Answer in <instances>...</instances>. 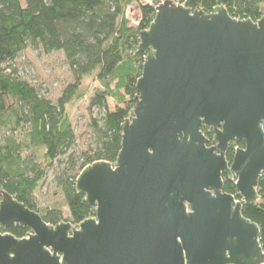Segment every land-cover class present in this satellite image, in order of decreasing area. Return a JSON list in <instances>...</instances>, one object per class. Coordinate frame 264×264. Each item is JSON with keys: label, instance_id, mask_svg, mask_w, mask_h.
<instances>
[{"label": "water", "instance_id": "1", "mask_svg": "<svg viewBox=\"0 0 264 264\" xmlns=\"http://www.w3.org/2000/svg\"><path fill=\"white\" fill-rule=\"evenodd\" d=\"M140 39L146 60L117 162L77 178L95 216L53 226L0 191V228L32 231H0V264H264L259 226L243 215L264 173V17L165 0Z\"/></svg>", "mask_w": 264, "mask_h": 264}, {"label": "trees", "instance_id": "2", "mask_svg": "<svg viewBox=\"0 0 264 264\" xmlns=\"http://www.w3.org/2000/svg\"><path fill=\"white\" fill-rule=\"evenodd\" d=\"M164 1L0 0V191L39 213L48 224H80L95 216L86 196L77 191V178L96 162H117L123 125L135 109L136 86L146 60V54L138 51L141 33L150 29L156 7ZM172 1L206 14L222 7L238 20L257 23L264 17V0ZM134 6L139 9L137 24L128 15ZM27 50L65 55L73 81L57 102L44 97L37 86L17 76V69L7 66ZM91 76L99 86L90 98L89 110L98 109L105 115L91 123L94 143L76 153L77 136L69 108L86 100L85 80ZM111 100L116 104L113 111L109 109ZM203 133L209 145H215L214 131L205 127ZM234 151L233 146L229 161ZM55 163L59 171L54 182L68 207V219L61 210L41 211L36 203V193ZM257 190L259 202L245 206L243 215L259 226L264 252V173ZM224 192L240 199L235 180L229 176L225 177ZM0 231L18 239L32 233L23 225Z\"/></svg>", "mask_w": 264, "mask_h": 264}, {"label": "rangeland", "instance_id": "3", "mask_svg": "<svg viewBox=\"0 0 264 264\" xmlns=\"http://www.w3.org/2000/svg\"><path fill=\"white\" fill-rule=\"evenodd\" d=\"M147 1L149 2V0ZM128 15L134 24H137L140 17L138 7H132ZM7 66H10L11 70L17 69V76L19 78L37 86L41 90V94L53 102H57L66 86L73 81L65 55L62 52L44 54L42 52L27 50L16 61L9 63ZM98 86L99 81L94 76L87 78L85 80V87L88 91L86 100L69 108L77 136L74 147L76 153L82 152L94 143L91 123L94 119L100 121L105 115L104 111L98 109L89 110L90 98ZM115 107V102L111 100L109 102L110 111H113ZM58 171L57 163H55L54 167L48 169L47 177L36 193V203L39 210L57 208L68 219V207L54 182Z\"/></svg>", "mask_w": 264, "mask_h": 264}, {"label": "flooded vegetation", "instance_id": "4", "mask_svg": "<svg viewBox=\"0 0 264 264\" xmlns=\"http://www.w3.org/2000/svg\"><path fill=\"white\" fill-rule=\"evenodd\" d=\"M240 144L241 143H239V144H232V145H230V148H229V150H228V152H227V160H228V154H229V151H230V149H231V147H235V151L238 149V148H244V147H240ZM235 151H234V154H235ZM233 157H234V155H233ZM233 160V159H232ZM229 161V160H228ZM230 163L232 162V161H229ZM227 175H224V181H225V177H226ZM234 180V179H233Z\"/></svg>", "mask_w": 264, "mask_h": 264}]
</instances>
